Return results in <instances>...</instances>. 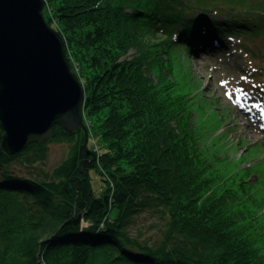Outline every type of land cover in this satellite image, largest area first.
I'll return each instance as SVG.
<instances>
[{"label": "trees", "instance_id": "16d2710c", "mask_svg": "<svg viewBox=\"0 0 264 264\" xmlns=\"http://www.w3.org/2000/svg\"><path fill=\"white\" fill-rule=\"evenodd\" d=\"M46 1L85 89L89 139L85 148L83 129L56 124L53 139L74 141L47 169L53 139L11 155L0 125V264H264V196L204 137L168 64L176 48L225 57L229 42L253 60L264 10L243 0ZM143 213L158 217L160 239L138 231Z\"/></svg>", "mask_w": 264, "mask_h": 264}, {"label": "water", "instance_id": "95a60500", "mask_svg": "<svg viewBox=\"0 0 264 264\" xmlns=\"http://www.w3.org/2000/svg\"><path fill=\"white\" fill-rule=\"evenodd\" d=\"M46 3L0 0L1 147L11 155L53 139L56 124L68 133L83 129L87 148L85 89L63 36L45 17Z\"/></svg>", "mask_w": 264, "mask_h": 264}, {"label": "rangeland", "instance_id": "374dc122", "mask_svg": "<svg viewBox=\"0 0 264 264\" xmlns=\"http://www.w3.org/2000/svg\"><path fill=\"white\" fill-rule=\"evenodd\" d=\"M243 2L264 10V0H243ZM44 14L46 17V11ZM260 16L263 18L264 14L261 13ZM263 33H259L262 35L257 37L258 44L250 43V46H256L258 49L257 55L250 54L253 60L242 52L239 43L229 42L228 46L232 51L225 57L222 56V59L219 58L220 54L191 57L186 55L185 50L176 48L174 51L176 56L172 54L168 64L172 66L170 70L173 77L172 75L171 77L176 82L177 92L189 91V97H192L191 100L195 103L192 109L194 116H198L197 125L203 128L204 137L206 135L211 142L219 141L217 145L222 151L220 156H226L237 165V168H232L238 169L237 172L234 170L235 178L243 181L242 184L247 191L254 187L259 190V195L264 196V126L257 123L256 127H253L250 123L253 135L251 136L246 131L244 123L248 121L243 116L254 117L255 121L260 122L259 114L257 113L258 119L255 114L246 112L245 107L255 108L256 112H260L257 110L259 105L257 106L253 99L261 98L264 101V86L260 87L258 84L264 82V71L261 69V63L264 62ZM134 51L135 47L128 54L132 55ZM251 63L259 66L260 71L257 72L253 68L249 71ZM256 90H261L262 95ZM243 105L245 106L242 107ZM176 119L180 124L179 119ZM73 141L74 139L51 140L46 162L47 169H52L69 155ZM223 143H226L225 148ZM94 174L105 186L102 176L96 172H93V176ZM97 180L94 181L96 188L99 184ZM155 218L158 217L148 213L137 217L138 231L152 240L160 239L158 231L160 229L154 225Z\"/></svg>", "mask_w": 264, "mask_h": 264}, {"label": "bare ground", "instance_id": "6f19581e", "mask_svg": "<svg viewBox=\"0 0 264 264\" xmlns=\"http://www.w3.org/2000/svg\"><path fill=\"white\" fill-rule=\"evenodd\" d=\"M255 102H257V101H255ZM256 104H257V106L259 105V106H258L259 108H258L257 110L260 111L261 113H260V112H256L255 108H251V107H247V108L245 107V111H246V112H250V113H252V114H255L254 116H256L257 118H258V116H257V113H258V114H259V118H260V120H259L260 122L255 121V120H254V117H248V118H247L246 115H243L244 118L247 119V121H248V122H245V123H244L245 128H246V131H247L251 136H253L252 133H251V130H250V129H251V128H250V125H251V124H252L253 127H256L257 123H261V124H263V126H264V103H262V102H257ZM244 106H245V105H243L242 107H244ZM259 118H258V119H259ZM250 123H251V124H250ZM254 130H255V129H254ZM255 131L258 132L257 130H255ZM255 131H254V132H255ZM256 132H255V133H256ZM260 133H261V132H260ZM260 138H261V135H260ZM258 140H261V139H258ZM251 166H252V165H251Z\"/></svg>", "mask_w": 264, "mask_h": 264}]
</instances>
